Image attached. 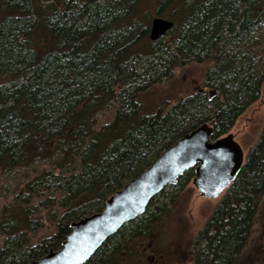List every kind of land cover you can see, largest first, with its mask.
Returning a JSON list of instances; mask_svg holds the SVG:
<instances>
[{"label":"trees","instance_id":"trees-1","mask_svg":"<svg viewBox=\"0 0 264 264\" xmlns=\"http://www.w3.org/2000/svg\"><path fill=\"white\" fill-rule=\"evenodd\" d=\"M155 16L174 27L150 41ZM203 62L212 64L203 89L146 112L145 93ZM263 80L264 0H0V174L51 165L0 208V264L59 249L72 222L101 211L186 133L208 124L213 140L225 135ZM111 107L112 119L98 127ZM193 176L185 171L84 264H140L146 244L143 251L159 252L156 227L169 208L155 201ZM263 195L264 125L192 239V264H264ZM44 219L51 234L32 243Z\"/></svg>","mask_w":264,"mask_h":264},{"label":"water","instance_id":"water-1","mask_svg":"<svg viewBox=\"0 0 264 264\" xmlns=\"http://www.w3.org/2000/svg\"><path fill=\"white\" fill-rule=\"evenodd\" d=\"M173 27L171 20L153 17L150 41L164 37ZM213 94L211 91L210 96ZM211 134V126L203 124L183 135L115 191L101 211L72 222L59 249H50L27 264H84L110 236L143 215L151 200L189 169H193L191 183L200 196L211 200L220 197L235 180L245 158L231 135L213 140Z\"/></svg>","mask_w":264,"mask_h":264},{"label":"rangeland","instance_id":"rangeland-1","mask_svg":"<svg viewBox=\"0 0 264 264\" xmlns=\"http://www.w3.org/2000/svg\"><path fill=\"white\" fill-rule=\"evenodd\" d=\"M211 66L210 62H203L189 63L177 68L171 79L152 87L141 97L146 112L153 113L158 106L164 105L166 101L172 102L179 97L188 96L203 89L205 75ZM114 110L115 107H111L98 115L97 126L99 127L112 119ZM263 125L264 80L259 98L242 112L231 129L222 137L231 135L241 147L246 159L247 154L258 141ZM43 169H51V165L39 162L30 169L20 170L14 174H0V208L11 203L16 187L20 183ZM172 193L176 195L171 202ZM223 195L224 193L213 200L206 199L198 194L191 182L180 190H166L164 196L155 201L160 206L167 204V208H169L166 216L156 227L157 243H153L156 244L159 252H145L143 250L149 244L144 245L143 250L140 249V253L143 254L140 262H143L142 264H192L193 257L189 256L192 239L201 231ZM262 206L264 207V195L262 196ZM44 221L45 224L41 228L30 234L32 243L51 234L52 226L46 219ZM2 243L3 237L0 236V244ZM189 258H191V262Z\"/></svg>","mask_w":264,"mask_h":264}]
</instances>
